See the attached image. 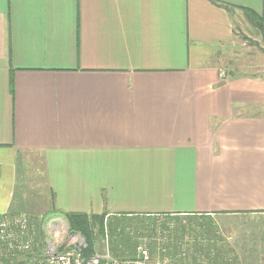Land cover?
<instances>
[{
  "label": "crops",
  "instance_id": "0c3cea01",
  "mask_svg": "<svg viewBox=\"0 0 264 264\" xmlns=\"http://www.w3.org/2000/svg\"><path fill=\"white\" fill-rule=\"evenodd\" d=\"M214 1L0 0V215L264 211V74L223 61L264 0Z\"/></svg>",
  "mask_w": 264,
  "mask_h": 264
},
{
  "label": "rangeland",
  "instance_id": "374dc122",
  "mask_svg": "<svg viewBox=\"0 0 264 264\" xmlns=\"http://www.w3.org/2000/svg\"><path fill=\"white\" fill-rule=\"evenodd\" d=\"M243 16V14H242ZM236 34L234 40H232L230 49H228L227 55H224L223 61L226 70H237L234 75H250L251 77H256L257 75L264 74V32L257 29L248 20L241 19L240 23L237 24ZM237 68V69H236ZM33 167V166H32ZM28 166L22 165V174L25 176H31L33 172ZM34 177L37 182H33L28 179V182L32 184L29 185V191L34 192L33 184L37 183L39 191L43 193L46 189L42 190L40 178L43 181V175L39 173H34ZM20 182L21 186L26 184ZM26 180V179H25ZM24 180V181H25ZM46 188V187H45ZM20 193V188L17 190ZM38 192V191H37ZM41 193V192H40ZM27 195V191L25 193ZM41 196V195H40ZM42 197V196H41ZM33 205V204H32ZM32 205L30 206L32 208ZM26 206H23L25 208ZM32 211L18 213V214H30L33 219V226L35 227V234L33 236L34 243L32 248V253L39 252L43 246L44 230H47L48 224H54V219H60L61 216L45 214L43 211ZM6 214V213H5ZM224 216L215 218H183L177 219L171 216H137L128 217V219H121L120 229L122 228L125 234H137L139 237V245L145 244L148 248L152 247L153 244H166L172 237H175V232L177 233L178 225H183L185 227L184 231V242L181 244V248H187L190 244V240L193 242L199 240L201 243L205 242L203 245H207L214 239L213 244L210 248H220L221 251L227 252L243 258L248 256L249 253L252 255H264V211L263 210H253L245 212H231L230 214H222ZM36 216V217H34ZM43 219V233L37 229L36 222ZM105 228L104 234L99 236L98 242L96 243V252H110L111 251V234L108 229L110 226V221H114L111 216L105 218ZM193 221V222H192ZM35 222V223H34ZM199 223V224H198ZM182 230H179L181 233ZM30 234V233H29ZM164 246V245H163ZM206 247V246H205ZM150 249V248H149ZM165 249V248H164ZM158 257L159 255H152ZM167 256V255H166ZM170 256V255H168ZM253 256V255H252ZM168 258V257H167ZM172 259V258H171ZM257 259H253L252 262H257ZM173 261V260H172ZM24 263L26 260L23 261ZM166 263L168 261L166 260ZM29 264V263H28Z\"/></svg>",
  "mask_w": 264,
  "mask_h": 264
},
{
  "label": "trees",
  "instance_id": "16d2710c",
  "mask_svg": "<svg viewBox=\"0 0 264 264\" xmlns=\"http://www.w3.org/2000/svg\"><path fill=\"white\" fill-rule=\"evenodd\" d=\"M215 2L214 0H212ZM246 17L247 20L254 25L257 29L261 30V32H264V11L262 14H258L255 10L252 9H246ZM20 207V209H18ZM15 205L10 209V212L8 214L14 215L17 213H26L28 211H32L28 207L23 208L22 205L18 206ZM51 210L49 212H45V214L49 215H58L63 216L69 223V228L71 231H80L86 236L87 241V248L85 250V255H91L96 251V243L98 242L99 236L104 234V228H105V221H106V214H88L86 212H61L55 208L54 205L50 204ZM24 213V214H25ZM33 213V212H31ZM27 214L30 219H33L32 215ZM37 215L36 213H33ZM171 216L175 217L177 219H183V218H192L198 219L197 217H183V216H177V215H166V214H156V215H137V216ZM137 216H114V221H110V234H111V251L112 253L121 259H128V258H135L137 257V249L139 246V237L140 235L135 234H125L124 230L121 228L120 225L123 222H120L121 219H128V217H137ZM36 217V216H34ZM45 217H41L40 220L36 222L37 229L40 231V233H43V219ZM35 221V220H32ZM193 222V221H192ZM35 223V222H34ZM199 224V223H198ZM179 230H182L181 233H179ZM177 233L175 232V237H172L166 244H162L161 246L156 244H153L150 248V252L152 255H159L163 260H167L169 264H264V255H254L250 254L248 256H244L243 258H240L237 255H233L230 253H225V257H222V254L218 252L217 246L215 245V242L213 244V238L209 244L203 245L205 242L201 243L199 240L192 241L190 240V244H188L187 248H181L182 242H184V231L185 227L183 225H178ZM45 235V230H44ZM216 246L215 248H210L211 245ZM164 245V246H163ZM206 246V247H205ZM165 248V249H164ZM264 251V250H263ZM167 255V256H166ZM170 255V256H168ZM29 257V256H28ZM24 258L20 262L18 261V264H28L31 262V256L30 258ZM168 257V258H167ZM172 258V259H171ZM257 259L256 263L252 262V260ZM26 260L24 263L23 261ZM173 260V261H172ZM165 264H167L165 262Z\"/></svg>",
  "mask_w": 264,
  "mask_h": 264
},
{
  "label": "built area",
  "instance_id": "2783aa9c",
  "mask_svg": "<svg viewBox=\"0 0 264 264\" xmlns=\"http://www.w3.org/2000/svg\"><path fill=\"white\" fill-rule=\"evenodd\" d=\"M48 224L39 252L32 253L35 227L24 214L0 215V264H18L30 258L29 264H165V260L152 256L150 249L141 244L137 257L121 259L109 251L86 256V236L80 231H71L68 221L61 216ZM30 233V234H29Z\"/></svg>",
  "mask_w": 264,
  "mask_h": 264
}]
</instances>
